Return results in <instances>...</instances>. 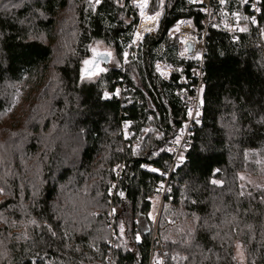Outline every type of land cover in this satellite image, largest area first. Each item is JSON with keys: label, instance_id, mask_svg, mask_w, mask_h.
Segmentation results:
<instances>
[{"label": "trees", "instance_id": "obj_1", "mask_svg": "<svg viewBox=\"0 0 264 264\" xmlns=\"http://www.w3.org/2000/svg\"><path fill=\"white\" fill-rule=\"evenodd\" d=\"M199 1L150 0L157 31L133 43L132 0H0V264H148L151 245L165 264H241L238 249L242 264H264V89L253 93L247 76L264 83V0L255 24L227 0L247 29L235 42L217 10L202 119L169 173L186 108L182 87L164 84L155 66L181 69L176 23L200 28ZM96 43L112 55L85 84ZM14 152L23 161L17 223L5 194Z\"/></svg>", "mask_w": 264, "mask_h": 264}, {"label": "bare ground", "instance_id": "obj_2", "mask_svg": "<svg viewBox=\"0 0 264 264\" xmlns=\"http://www.w3.org/2000/svg\"><path fill=\"white\" fill-rule=\"evenodd\" d=\"M149 1L150 0H148V4H149ZM140 2H141V0H132V6H134L138 10L139 17H140V20L137 23L136 28H135L134 33H133V36H132V40L133 41H136L135 43H138V42L141 43L146 35L155 33L157 31L158 21H159V18H160L159 17L158 20H156V21H149V20L146 19V17L149 16L146 13V10H147L148 5H147V7L144 10V12H145L144 17H142L140 15V9L137 6ZM226 2H227V0H226ZM240 3H241V5H242L243 8H246L244 6L242 0H240ZM199 4L201 6L200 12L203 15V18H205L206 16L203 13V10L205 9V7L201 4V0L199 1ZM211 7L213 9V18H216L217 10L220 13V9H219V7H217L213 3L211 4ZM233 12L236 13L237 16L239 17V14L236 11H233ZM249 16H250V18H252V15L250 14V12H249ZM255 23H252V24H255ZM149 28L152 29V30L151 31H145V29H149ZM200 28H202V23H201V27ZM209 28L210 27H208V29ZM197 29H199V28H197ZM208 29H207V35H208ZM137 33H139V39H137ZM175 34H176L177 43H178V51H177V54H176V59L181 64V66H182L181 69L178 70V72L176 74H174V72H173L172 69L165 68L161 64H156V66H155L156 73H157L158 77L161 79V81L164 84L173 86L176 83V84H178L179 86L182 87L181 91L175 92V96L180 99L181 103L186 108V121H185L183 127L177 133V135L173 139H171L170 142H169L170 146L168 148V152H169V154L171 156V159H172L171 166L169 168V171L170 172L173 169H175L177 166H179L181 164V162H182L181 155H182V153L184 151H186L188 149V147H187V141L190 138V135H191L192 131L196 127L199 126V124L201 122V119H202V113H203V110H204V107H203V96H204V90H205L204 60H205V57L207 55V53H206V55L203 58V62H202V66H201V83H202V87L199 89V92L197 93L196 90L198 88V80L193 77V74L192 73L193 72H198L197 71L198 70V67L195 64L189 63L187 61H182V60H180L178 58V53L181 50V44H180V42L178 40V35H177V31L176 30H175ZM224 34L227 35L226 33H224ZM227 36L230 38L229 35H227ZM206 40H207V37H206ZM230 40H231V38H230ZM231 42H233V41L231 40ZM205 45H206V41H205ZM206 49H207V45H206ZM104 60H108V57H103V58L96 57V58H94L92 68H93V66H94V68H96V66H95L96 64H98L100 66L101 64L104 63ZM108 62H109V60H108ZM105 65H107V64H105ZM157 65L160 66V71L161 72L166 73V76H162L160 74V72L157 71ZM185 66H190V70H188V74H186ZM187 88H189L190 91H188ZM116 95H117V92H114V95L113 96H116ZM112 97L108 95L106 98L112 99ZM187 99H196L197 100V103H198V111L197 112H199V116H196V119L193 121L194 123L189 128V130H188V136L184 140L185 149H180L179 150L178 159L176 160V163H174L173 151L178 148V144L177 143H173V141H176L177 139H179V141H180V139H181V137L183 135V132L188 128V125H189V122H190V119H191V116L189 115V111H188L189 106L186 103V100ZM121 133H122L123 138H125V139L129 138L128 124L127 123H124L121 126ZM125 134H127V137L124 136ZM160 203H161V201H160ZM160 203H159L157 209L155 208V212H154V215H153V217H154L153 218V221H154V224L155 225H156L157 219H158ZM108 231H109V236H110V238L112 240L110 246L113 247L114 246V240H115L116 234H115V230L113 228L112 223H110V225L108 226ZM157 238L158 237H157V234H156V227L154 226V229L152 231V243H154V241L157 240ZM136 242H139V240L136 239ZM106 262L108 264H110V257H107ZM148 264H165L163 258L160 257L156 253V251L153 250V246L152 245H151V248H150V251H149V255H148Z\"/></svg>", "mask_w": 264, "mask_h": 264}, {"label": "built area", "instance_id": "obj_3", "mask_svg": "<svg viewBox=\"0 0 264 264\" xmlns=\"http://www.w3.org/2000/svg\"><path fill=\"white\" fill-rule=\"evenodd\" d=\"M244 6L252 15V19L257 18L260 14V7L262 0H248L245 3V0H242ZM215 4L220 9V16L223 18L221 31L230 36L231 40L235 42L237 40V36L240 34L241 26L237 19V14L232 10L227 9V2L224 0L223 3L220 0H201V4L205 7L203 13L205 14V18L202 22V28L197 29L195 25L189 23L188 21H178L176 23V28L179 27V31H177L178 40L181 44V50L178 53V58L182 61H187L189 63L195 64L198 67V72H193V77L198 80V88L196 92H199V89L202 87L201 83V66L203 62V58L207 53L205 41L207 37V29L211 26L213 22V9L211 4ZM236 14V15H234ZM183 22V23H181ZM199 57V59H197ZM186 103L189 108L188 111L192 113L191 119L188 125V128L183 132V135L179 141L178 148L173 151L174 163L178 159L179 150L185 149L184 140L188 136V130L194 123L193 121L196 119V113L198 111V103L196 99H187ZM176 143V141H173ZM170 173V171H169ZM160 197L163 196V192H160Z\"/></svg>", "mask_w": 264, "mask_h": 264}, {"label": "rangeland", "instance_id": "obj_4", "mask_svg": "<svg viewBox=\"0 0 264 264\" xmlns=\"http://www.w3.org/2000/svg\"><path fill=\"white\" fill-rule=\"evenodd\" d=\"M95 48L97 53H106L108 50L101 44V43H96L93 45L92 49ZM98 56H94L92 52V58H96ZM109 57V56H105ZM93 62L88 64L83 71V82L85 84H90L95 81V79L102 73L99 72V69L96 67L92 68ZM99 68H103L102 64L99 66ZM98 73V74H94ZM248 80L251 84L252 92L253 93H258L264 89V83L263 81L258 77L253 75L251 72H247ZM239 83V81H238ZM127 137V134L124 135ZM23 167V161L22 159L14 152V168L16 172V179L13 182L7 183L5 186V194L9 198H14L15 203H11L8 207V212H9V218L11 222L17 223L19 220L23 219L24 214L22 213L20 209V204L22 202V185H21V171ZM154 211L151 214V217L153 218L154 212H155V207L159 203V197H156L154 200ZM236 258L239 263H243V257H242V252L238 249L236 250Z\"/></svg>", "mask_w": 264, "mask_h": 264}, {"label": "snow or ice", "instance_id": "obj_5", "mask_svg": "<svg viewBox=\"0 0 264 264\" xmlns=\"http://www.w3.org/2000/svg\"><path fill=\"white\" fill-rule=\"evenodd\" d=\"M100 2H101V0H95V3H96V4H99ZM163 2H164V0H159V4H160V5H163ZM190 2H191V0H190ZM220 2L223 3L224 0H220ZM247 2H248V0H245V3H247ZM147 5H148V0H141V2L137 5V6L139 7V9H140V15H141L142 17H144V15H145L144 10H145V8L147 7ZM14 6H17V5H14ZM160 15H161V13H160L159 11H157V12H155V15L147 16L146 19L149 20V21H156V20H158V18L160 17ZM234 15H236V14H234ZM237 19H239L238 16H237ZM245 19H247V18H245ZM251 22H252V23H255V22H256V21H255V18H253ZM181 23H183V22H181ZM189 23H190V22H189ZM151 30H152V29H150V28H149V29H145V31H151ZM175 30H176V31H179V27H177ZM246 30H247L246 28H241V29H240V31H246ZM137 39H139V33H137ZM135 42H136V41H133V43H135ZM92 52H93V55H94V56H98V57H100V58H103V57H105V56H111V55H112L111 52L97 53V51H96L95 48L92 49ZM123 55H124V57H125V60H127L129 54H128L127 52H124ZM197 59H199V57H197ZM83 63H84L85 65H88V64H90V63H92V62L89 61V60H84ZM95 66L99 69V72H103V71H105V69H103V68H99V65H98V64H96ZM157 71L160 72V74H161L162 76H166V73L160 71V66H159V65H157ZM94 74H98V73H94ZM107 96H108V93H105V97H107ZM189 115H190V116L192 115L191 111L189 112ZM195 115H196V116H199V112H197ZM176 143H179V139L176 140ZM181 159H182V157H181ZM150 170L153 171V172H156V171H157V169H155V168L150 169ZM241 179H243V177H241ZM213 183H218V182H217V181H213ZM112 187L114 188L115 185H112ZM161 187H163V186H161ZM120 195L123 196V193L121 192ZM121 231H123V225H121ZM136 239L139 240V239H140V236L137 235V236H136Z\"/></svg>", "mask_w": 264, "mask_h": 264}, {"label": "water", "instance_id": "obj_6", "mask_svg": "<svg viewBox=\"0 0 264 264\" xmlns=\"http://www.w3.org/2000/svg\"><path fill=\"white\" fill-rule=\"evenodd\" d=\"M104 63H105V64H108V60H104Z\"/></svg>", "mask_w": 264, "mask_h": 264}]
</instances>
